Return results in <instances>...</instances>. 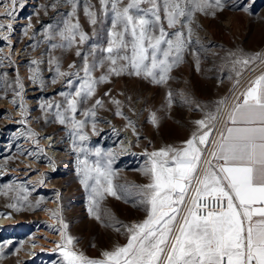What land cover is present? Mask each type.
<instances>
[{
  "label": "rangeland",
  "instance_id": "rangeland-1",
  "mask_svg": "<svg viewBox=\"0 0 264 264\" xmlns=\"http://www.w3.org/2000/svg\"><path fill=\"white\" fill-rule=\"evenodd\" d=\"M128 2L123 0L120 7ZM222 2L223 10H217L214 17L195 14L191 24L193 43L184 53V62L171 71V79L165 85H154L126 73L118 77L110 75L108 82L98 84L94 96L81 106V111L91 107L96 99L102 98L104 106L96 109L95 132L89 121L83 129L88 139L80 142L71 134V123L61 125L55 116L56 109L42 108V105L63 104L59 93L74 91L67 86V78L59 77L52 83L57 61L62 72H74L82 68L83 56L89 52L95 51V59L107 55L102 50L108 47L109 39L116 40L115 34L119 31L112 27L110 7L106 9L100 0H75L73 13L72 0H17L14 18H7L2 14L13 10V6L10 0H0V23L12 25L10 33L0 30V37L8 36L7 40L0 39V213L10 214L9 226L0 225V245H3L0 264H40L43 258H49L48 263L62 264L57 244L66 236L73 238L76 251L92 259H101L103 251L127 243L123 230L118 233L106 228L90 216L89 191L81 183L79 171V162L85 154L79 149L90 150V163L97 159L96 149L105 158L110 153L116 184L143 186L150 182L141 171L148 165V155L167 145L183 146L196 128L193 121L204 117L195 104L214 110L216 102L232 88L234 81L229 76H234V72L228 53L264 52V0ZM149 6L141 4V7ZM86 7L95 14L96 24L90 23L85 15ZM20 17L22 22H18ZM65 21L78 23L80 31L86 33L85 41L81 43L77 36L70 49H54L52 44L62 42L57 32ZM161 23L168 32L174 31L168 28L163 12ZM78 48L81 57L76 56ZM88 59L91 62L94 58ZM33 60L41 63L33 65ZM73 63L76 67L70 69ZM123 63L118 61L117 66ZM37 67L41 78L33 82L30 77L34 73L30 69ZM108 67L106 62L104 67L96 68L93 77L105 75ZM17 77L24 86L20 96H15L19 90ZM168 91L173 93L171 107H168ZM106 92L110 95L105 96ZM184 97L193 100V104L183 103ZM113 99L120 101L123 116L115 115L117 105L111 102ZM151 113H156L157 125L150 122ZM22 119L25 122L19 123ZM75 119L83 120L84 116L78 112ZM128 120L134 122L138 140L132 127L126 126ZM29 130L36 135H29ZM51 144L56 151H52ZM29 153H35V158ZM56 176L60 182L49 183ZM41 180L43 184L39 183ZM24 187L30 190L24 192ZM25 195L33 207L27 206ZM37 200L41 201L42 210H36ZM10 204L15 207H9ZM103 206L124 224L146 218L145 208L134 206L133 201L108 196ZM50 226L60 229V233ZM34 241L49 250L36 247Z\"/></svg>",
  "mask_w": 264,
  "mask_h": 264
},
{
  "label": "snow or ice",
  "instance_id": "snow-or-ice-1",
  "mask_svg": "<svg viewBox=\"0 0 264 264\" xmlns=\"http://www.w3.org/2000/svg\"><path fill=\"white\" fill-rule=\"evenodd\" d=\"M10 3L13 10L2 15L14 18L17 0H10ZM72 3L74 13L75 0ZM100 3L106 9L110 7L112 27L119 29L116 40L109 39L108 47L102 50L107 55L100 59H95L94 50L83 56V66L77 71L62 72L57 61L52 83L55 84L59 77L67 78V86L74 91L59 93L63 104L42 105V108L56 109L55 116L61 125L71 123V134L80 142L88 139L83 129L89 121L95 132L96 109L104 106L102 98L96 99L91 107L81 111V106L94 96L98 84L108 82L110 75L118 77L126 73L147 79L154 85H165L171 79V71L184 62V53L193 43L191 24L195 14L214 17L217 10L224 8L222 0H129L123 7H120L123 0H100ZM142 3L150 6L141 7ZM161 12L168 28L174 31L164 28ZM85 15L90 23H97L95 14L87 7ZM0 30L10 33L12 25L0 23ZM57 35L62 42L52 44L54 49H70L77 36L81 43L86 37L78 23L68 21ZM112 35L110 32L109 36ZM46 38L52 39L51 36ZM0 39L7 40L8 36ZM76 56H82L79 48ZM89 56L94 58L91 62ZM118 61L124 63L117 66ZM228 61L234 72V76H229L234 81L231 100L225 97L217 101L214 110L195 104L204 117L193 121L196 128L183 146L167 145L148 155V165L141 170L149 178L148 184L114 183L116 172L111 167L110 153L105 158L101 150L96 149L97 159L90 163V150L79 149L85 154L79 162V171L81 183L89 191L90 216L106 228L118 233L123 230L127 243L103 251L101 259H92L76 251L73 238L66 236L57 244L62 264H264V52H229ZM52 62L50 59L49 63ZM106 62L109 64L107 73L94 78V70L104 67ZM39 63L31 61L33 65ZM196 66L199 70L198 59ZM75 67V63L69 65L70 69ZM257 69H261L259 75L249 77L247 86L237 95L245 73H255ZM30 71L34 73L30 77L33 82L41 78L38 67ZM16 84L19 90L15 91V96H20L24 86L19 77ZM166 95L168 107H171L173 93L168 91ZM111 102L117 105L115 115L123 116L119 110L120 101L113 99ZM13 103L16 104L15 99ZM183 103L191 105L193 100L184 97ZM19 107L24 109L23 104ZM78 112L84 116L83 120L75 119ZM24 122L23 119L19 121ZM150 122L158 124L156 113H151ZM126 126L132 127L138 140L134 122L128 120ZM28 134L36 135L31 130ZM73 143L75 146V139ZM29 154L35 158V153ZM29 190L23 188L24 192ZM108 196L143 206L146 218L141 222L122 223L103 206ZM13 199L19 202L18 198ZM23 199L29 208L33 207L26 195ZM40 203L39 200L35 202L36 210H42ZM8 206L15 207L14 204ZM50 227L57 233L61 231ZM63 228L66 229L67 224ZM2 252L3 245H0Z\"/></svg>",
  "mask_w": 264,
  "mask_h": 264
},
{
  "label": "bare ground",
  "instance_id": "bare-ground-1",
  "mask_svg": "<svg viewBox=\"0 0 264 264\" xmlns=\"http://www.w3.org/2000/svg\"><path fill=\"white\" fill-rule=\"evenodd\" d=\"M18 22H22V17H20V19H18ZM125 135V134H124ZM127 136H128V134H127ZM128 140V139H127ZM50 142V141H49ZM124 144H126L125 142H124ZM123 144V145H124ZM124 146H126V145H124ZM50 147H52L51 149H52V151H56V147H53V144H51L50 145ZM60 178V177H59ZM56 182H60L59 181V179L57 178V176H56V178H54V179H51L50 180V182L49 183H56ZM54 185V184H53ZM9 217L8 216H4V215H0V225H6V226H9L8 224H10L8 221H9ZM29 243V242H28ZM36 243H35V241H34V245H35ZM36 247H38V248H40V247H43L42 245H40L39 243L38 244H36L35 245ZM44 249H48L49 250V248L48 247H43ZM48 260H49V258L48 259H44L43 258V260L42 259H40V264H54L55 262L53 261V262H49L48 263ZM43 261V262H42Z\"/></svg>",
  "mask_w": 264,
  "mask_h": 264
},
{
  "label": "built area",
  "instance_id": "built-area-1",
  "mask_svg": "<svg viewBox=\"0 0 264 264\" xmlns=\"http://www.w3.org/2000/svg\"><path fill=\"white\" fill-rule=\"evenodd\" d=\"M251 75V73H248V74H246L245 75V80H244V82H242V86L240 87V89L238 90V92H237V95L239 94V91H242V88H243V86H244V84L246 83V81H247V79L249 78V76ZM232 89V88H231ZM231 89L227 92V94H226V96L225 97H228L230 100H231V98H232V92H231ZM224 97V98H225Z\"/></svg>",
  "mask_w": 264,
  "mask_h": 264
},
{
  "label": "crops",
  "instance_id": "crops-1",
  "mask_svg": "<svg viewBox=\"0 0 264 264\" xmlns=\"http://www.w3.org/2000/svg\"><path fill=\"white\" fill-rule=\"evenodd\" d=\"M261 69H257V71L255 73H251V75L249 77H254L255 75H259ZM246 83L244 84L243 88H242V91L244 90V87H246Z\"/></svg>",
  "mask_w": 264,
  "mask_h": 264
}]
</instances>
